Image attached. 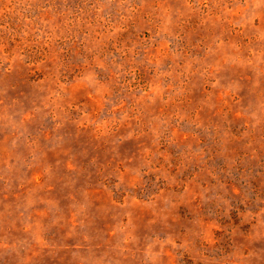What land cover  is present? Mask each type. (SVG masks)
Segmentation results:
<instances>
[{
	"label": "rangeland",
	"instance_id": "rangeland-1",
	"mask_svg": "<svg viewBox=\"0 0 264 264\" xmlns=\"http://www.w3.org/2000/svg\"><path fill=\"white\" fill-rule=\"evenodd\" d=\"M0 264H264V0H0Z\"/></svg>",
	"mask_w": 264,
	"mask_h": 264
}]
</instances>
